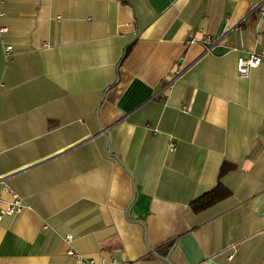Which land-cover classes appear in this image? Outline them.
I'll return each mask as SVG.
<instances>
[{
	"label": "crops",
	"instance_id": "1",
	"mask_svg": "<svg viewBox=\"0 0 264 264\" xmlns=\"http://www.w3.org/2000/svg\"><path fill=\"white\" fill-rule=\"evenodd\" d=\"M260 1L4 0L0 264H264Z\"/></svg>",
	"mask_w": 264,
	"mask_h": 264
},
{
	"label": "built area",
	"instance_id": "2",
	"mask_svg": "<svg viewBox=\"0 0 264 264\" xmlns=\"http://www.w3.org/2000/svg\"><path fill=\"white\" fill-rule=\"evenodd\" d=\"M257 8L260 10L261 13H264V0H261L260 3L257 5ZM6 15V12L4 10V0H0V36L3 35L5 32L8 31V27L3 23V19ZM205 41L209 43H213V41L209 38L206 37ZM212 45L208 48V50H212ZM13 47L12 45H6L5 46V53L7 55L10 54L12 51ZM232 50H238L237 47L233 46L231 47ZM263 58V53H257V52H252L250 53L249 56L247 57H240L238 59L237 63V68H238V73L242 77H247L250 75V72L253 68L257 67ZM184 111L187 109L184 108ZM170 149L174 150L175 145L171 144ZM5 189L10 192L12 195V200L7 203V206L1 210V215L4 213L8 214H13L22 211V209L25 207L24 202L22 199L14 192L10 187H8L5 183V177L0 176V190ZM71 235H68V239L71 240ZM70 255H73L77 257L82 264H104V260H96L93 258H88L86 257L83 253L75 250L74 248H69L67 251ZM204 264V263H201Z\"/></svg>",
	"mask_w": 264,
	"mask_h": 264
},
{
	"label": "trees",
	"instance_id": "3",
	"mask_svg": "<svg viewBox=\"0 0 264 264\" xmlns=\"http://www.w3.org/2000/svg\"><path fill=\"white\" fill-rule=\"evenodd\" d=\"M235 168L236 164L234 163L228 161H224L222 163L217 185L191 201V207L195 212L206 209L213 204L227 198L231 194V190L223 184L222 178L226 173L234 170Z\"/></svg>",
	"mask_w": 264,
	"mask_h": 264
},
{
	"label": "water",
	"instance_id": "4",
	"mask_svg": "<svg viewBox=\"0 0 264 264\" xmlns=\"http://www.w3.org/2000/svg\"><path fill=\"white\" fill-rule=\"evenodd\" d=\"M166 261H170L169 257H168V258H166Z\"/></svg>",
	"mask_w": 264,
	"mask_h": 264
}]
</instances>
